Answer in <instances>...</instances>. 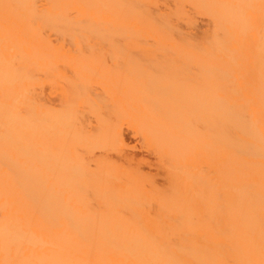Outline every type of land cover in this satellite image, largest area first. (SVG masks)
<instances>
[{
    "label": "bare ground",
    "instance_id": "1",
    "mask_svg": "<svg viewBox=\"0 0 264 264\" xmlns=\"http://www.w3.org/2000/svg\"><path fill=\"white\" fill-rule=\"evenodd\" d=\"M0 264H264V0H0Z\"/></svg>",
    "mask_w": 264,
    "mask_h": 264
},
{
    "label": "rangeland",
    "instance_id": "2",
    "mask_svg": "<svg viewBox=\"0 0 264 264\" xmlns=\"http://www.w3.org/2000/svg\"><path fill=\"white\" fill-rule=\"evenodd\" d=\"M124 136H125V138H126V140H127V142H128V144H130V146H129V149H130V151L132 152L133 151V153H134V155L136 154V155H141V156H143L144 157V155H145V157L147 158L148 157V159L149 160H152V156L148 153V152H144V151H146V150H141V149H143L141 146H140V143H139V140L138 139H136V136H134L131 132H129V130L127 131V129L126 130H124ZM137 141H138V143H139V146L141 147V148H139V146H138V143H137ZM132 146V147H131ZM131 147V148H130ZM138 153V154H137ZM147 154V155H146ZM138 157V156H137ZM147 159V160H148ZM144 166V168H146V165H143ZM152 168V167H151Z\"/></svg>",
    "mask_w": 264,
    "mask_h": 264
}]
</instances>
